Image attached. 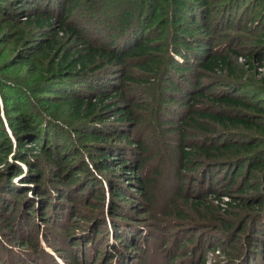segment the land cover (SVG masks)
I'll return each instance as SVG.
<instances>
[{
	"label": "rangeland",
	"instance_id": "1",
	"mask_svg": "<svg viewBox=\"0 0 264 264\" xmlns=\"http://www.w3.org/2000/svg\"><path fill=\"white\" fill-rule=\"evenodd\" d=\"M11 1V9L25 7L26 10H29L34 6V4L31 3H20L19 1L22 0ZM121 1H127V3L129 1L131 4L128 6H130L132 11V24L131 26L125 25L126 32L130 33V35L137 33L135 37H140L141 39L144 37L143 41L145 40L146 43L151 42L152 48H159L160 50H153V58L155 61H157V59H162L163 63L160 64L159 74L157 75L150 74L147 71L143 74V70L141 71L140 68H137L140 64L143 65L145 63L143 59L142 61L138 60L128 63L126 66L127 71L123 70L130 78H134L135 82L125 84L126 87L122 91L126 92L127 99L120 101V103L122 104L121 106L132 109L137 118L134 123L137 124L129 125V127L125 129V132L128 133L132 141L130 145L123 143L121 144L122 147L118 146L116 141L114 143V140L112 143L108 141L109 143L106 145H112V148H109L110 150H115L117 146L119 148H116V152L112 154L106 152V154L108 153V155L111 156H108L109 160L106 162L107 166L108 164L109 166L106 168L104 166V169H101V165H99V167L97 165L101 157L96 152V149L103 144L100 142L94 143L89 140L84 141L80 135H78H84V131L88 129L101 130L103 126L96 127L93 125L95 122L88 123V119L86 118L74 119L72 118L74 115L65 108H62L61 115H59L61 120L56 122L57 127L54 126V122L50 121L46 116H54L52 105L61 104L57 103V99L52 98V95L59 96L61 94L47 93L46 91L52 90L55 86H51L48 89L42 88L41 85L33 81L34 76L27 74L26 68L23 67L22 64L17 63L14 66L6 68L7 63L15 54L16 47L18 48V46L23 43V40H21L20 44H17L18 36L23 33L24 39L30 38L33 37L36 31L35 28L23 21V17L20 18V20H22V22H19L20 28L17 30L7 29L4 21L12 22L17 17L16 14L18 13L4 15L1 10L6 11V8L4 4L0 2L1 74L4 78L6 77L5 81L8 80L15 84L22 83L24 92L28 93L20 96L18 98L19 101L16 102L13 99V94H20H16L17 92L14 91L13 88H6L7 82H5V88L3 87L0 92V109L2 108L1 97H5L7 109L11 112L10 117L13 121L18 117L24 116L25 122H31L35 130H37V127L38 130H42L41 133L47 145V150L57 151V153L60 152L61 155L65 154L62 159H58V156L55 155L58 168L55 165L52 167L47 157L43 155L38 156V153H36L37 150L35 152L31 150L28 151L26 159H28V163L30 164L25 162L21 164L16 160V157L12 155L11 158H8L9 163H15V165L18 166L21 175L17 174V177H13L10 184H0V264H64L54 253V249L71 263L73 259L70 256L77 255L78 261L82 260V262L86 264H98L102 255L106 253V255H111L113 258L108 261L106 260L104 264H112L117 260L115 258L119 255V253L116 254V251L119 252L120 248H124V246H121L120 242L116 243L113 239H110L111 235H108V232H106L107 226L101 224V222L104 223L102 220L103 217H101L102 214L105 222L108 219L109 221L122 225V228L116 227V229H120L121 234L122 231L125 230V232H123L124 238L128 239L130 234L133 236L132 233H134L137 246L131 250L127 248L129 254L131 253L132 256H141L142 245L145 246L146 256H142L141 264H191L190 261L195 262L196 258L191 260L188 253L189 250L195 247L198 238L203 240L205 245H213L221 242L220 247L223 250H220V252L216 249L214 252L208 250L205 257H200L201 260H205L206 264H235V261L232 262L233 255L229 250H231V248L236 249L237 244H240V247L243 245V234L239 235L238 241L233 243L231 239L226 236L227 232L223 229V225L229 223L238 225L239 221H243L249 217L248 213L245 215H236L235 217L231 216V214L237 213V208L235 207L242 201V198H248L249 195L255 193V191H250L247 194L239 192V188L245 184L243 180L246 178L249 179L251 183H258L257 175L252 173L251 175L246 174L247 176L243 178L242 176L239 177L236 179L237 186H233L231 190H229L226 187V183L229 182V174L223 175L226 172L228 173V169H220L221 171L218 175L212 177L209 176V173L214 174L219 167L215 166V164L207 165L205 163L206 161H208L207 163L212 162L207 158H195L193 163L195 166L188 168L189 170H185L184 173L182 172L184 180L180 186L181 189L183 188V194H186L187 197L192 200L197 199L196 201H199V199L207 197L206 201L208 203L205 202V205L209 204L211 201L210 206H212L213 211L217 212L219 220L203 219L196 212V210H199L198 208L185 205L182 199H180V196H178L179 192L175 187L178 181L175 178L180 166L175 162L173 153L178 146H182L184 151H189L188 153H191L195 146H205L210 143V141L214 140L213 138L215 137L209 136L210 134L205 133V130L191 129L184 126V123L181 125V123L185 122L187 119L188 108L191 105V101L189 102L188 96L186 95L188 89L189 91L192 89L193 93H195L201 88L210 85V87H213L212 91L216 94L227 93L237 96L246 95L248 101H255V103H259L260 107L264 109V82L261 81L264 79V57L261 61L262 64H255L254 72L248 71L244 78L238 79L240 75L238 76L237 74H223L221 72L215 74L205 73L201 70L199 59H196L197 63H195L191 60V55L185 53V51L189 49L194 51V49L198 48V45L202 48L203 39L211 41L215 51L221 54H224L228 48H232L237 51H242L246 55L250 50L251 52L254 51L253 43H255V46L258 48V52L261 48L264 49L262 44H256L257 38L263 30L262 25L264 24V20L261 18L264 16V0L244 1V3L247 4L244 8L245 15H240L242 9L237 13L238 15H235L234 5H236L237 0H208L211 2L209 5L211 11L209 10L207 12L204 10L203 14L204 16L207 14V19L205 21L209 29V34L195 32L194 27H188L191 25L190 16L188 17V10L191 6L196 7L194 4H196L197 1L195 0H183L184 5L180 6L179 9L174 7L172 0L166 3L164 0H155L159 7H155L152 13L149 11L151 17L149 16L150 18L146 21L142 20L139 13H137L139 0ZM80 3V6L76 5L75 8L73 7L74 10H72L73 12L68 19L69 23L75 24L74 26L77 25L80 29L85 30V28L89 26L88 24L83 26L81 22L87 17H91V20L87 21L93 23L90 27L97 26L106 29L109 27L111 29L117 26V16L114 17V5L117 6L118 1L112 2L111 8L101 7L99 9L100 6H96V8L99 9L97 10L98 12L93 10L92 4L88 3V0H82ZM49 4H52V2ZM39 5L40 10L46 8L44 4ZM162 5H164V7L161 9L160 7H162ZM37 7L39 8L38 4ZM64 7L69 8L70 5L65 3ZM231 8L232 15L234 13L235 17L230 20L229 24H233V27L219 28L217 24L218 20H221L223 25H226V22H224L225 20L221 19L222 13H225L226 18L227 10H231ZM46 9L49 10L52 8L51 6H47ZM176 12L181 17L175 15ZM239 17H246L247 22L239 21ZM249 18L251 19L248 20ZM139 20L141 23L138 26ZM177 22H183L186 31L190 33L194 31L192 37L189 36V34L182 36L183 32H181L180 25H177ZM174 24L176 25L174 26ZM137 26L138 29L135 28ZM183 43L188 44V47H183ZM175 51L184 53L188 56V60H185L187 64L177 65L180 69H176L175 66H172V63L165 64L164 62L166 55L171 57L174 62H182L183 60H181L180 57L175 56ZM262 52H264V50H262ZM237 63L243 65L245 63L244 57L238 58ZM155 65L158 67L157 64ZM155 65L152 67L155 68ZM169 82H172L173 86H170ZM191 82H193V85H191ZM240 86L247 87L241 89ZM69 88H71L73 92H83L81 89L75 88V86L69 85L68 83L56 89L68 90ZM83 89L85 90V88ZM252 90H254L253 94L249 92ZM256 90L258 94L254 95ZM29 97L31 99H29ZM115 101H117V99ZM14 103H17V105L21 107H26L27 109L23 110L22 113L16 114L15 108H12ZM194 108L198 111L206 112L216 110L215 106H212L208 102H199ZM243 113L248 114L250 116L249 119L253 123L258 124L260 127H264V117H255L253 112L250 111H244ZM0 117L4 124L7 125L4 114L1 113V111ZM63 119H65V122ZM114 124V120H109L103 125L105 128L109 129L111 127H117ZM211 129V132L214 133L215 131H219L218 134L221 133V135L225 132V130L219 126H212ZM260 133L261 132L258 130L251 133L246 132L240 140L252 141L253 144L256 145V150L264 151V135ZM238 135L242 134H236V136ZM24 138L27 139V141L26 139L24 141L26 142L24 144L25 150H28L30 147L35 148V146H33L32 137H22V139ZM254 138H259L260 141H253ZM13 141L14 144L15 140ZM218 141L222 142L223 140H217L216 142ZM136 143L141 144L140 150H138L140 153H138V157L133 160L131 154L133 153V149H137L134 145ZM104 150L107 149L104 148ZM130 150L131 154H129ZM64 151L65 153H63ZM141 151L144 153H141ZM129 155L132 157L131 159L124 158V156L129 157ZM261 156H264V154H261ZM67 158L71 159V166L70 162H67V164L63 162ZM80 158H83V160L89 164L92 176L81 171V175L76 178L78 179L76 181L81 182V184L77 182L78 186L73 187L72 191L70 189H65V191H63L67 197H71V200H65L64 195H62L63 198L61 199H59L58 196L57 198L51 197V192L46 190V186L47 188L51 187L52 190L56 189L58 182L54 181V170L58 169L60 176H66L67 171L70 173V171L73 172L74 170L75 172L79 170L75 168H79L80 165L78 163L79 161L73 159ZM143 158L146 159V165L142 171L143 178L154 180L155 182L151 185L154 195V200L152 201L149 200L147 194H144L142 187L138 186L139 182L134 180L135 172L129 174L130 172L126 170L130 169L125 167L123 170V168L117 165V163L123 160L127 161L126 165H130L139 159L143 160ZM72 160L74 161L73 163ZM94 165H96L97 168H95ZM34 167L41 169V173L44 172L43 174L46 178V180L44 179V188L41 189L40 194L36 193V186L27 180L28 178H32L34 172L40 174ZM242 167L244 168V166ZM7 168L9 167L0 165V175L3 177L2 180H4V176L9 177V175L7 176ZM133 169V171H137V168ZM203 172L204 174H202ZM25 173H29V175L25 177ZM240 173L242 174V172ZM60 180L63 181L64 185L67 183L66 179L63 180L60 177ZM86 183H89V187L92 188L93 186L94 190L98 192L95 194L92 193V195L88 197H86V193H82V196H80L81 193H79V190L82 189V184ZM109 184H112L113 187H110ZM208 187L210 190L217 191L218 193L227 192V195H220V200H216L211 194L206 196L204 193ZM117 191H120V197L115 196V194L118 193ZM102 193L104 194V202L98 198ZM109 198L111 199L108 201ZM107 202L110 203L109 210H111L110 207H118V214H113L115 217L111 218L109 211L108 214H106L107 211H105V208ZM227 204H232V208L228 210V212L231 213L230 215L223 213V211L229 208ZM49 205H51V207H49ZM70 205L74 206V208ZM175 205L179 207L174 208ZM76 206H79V209H77ZM69 208H71V211ZM73 209H76L77 212L73 211ZM219 210L221 212H219ZM178 212L181 213V216H179ZM205 214L206 212H204V215ZM157 224H160V226L159 230L156 232L155 228ZM61 225L63 227H61ZM255 227L259 234H257V236L253 235V237L259 241L264 231V219L262 215L257 218ZM97 231L99 233H97ZM86 233L91 234V236L88 234L86 235ZM144 233H146L145 236ZM155 233L158 235H155ZM25 235L29 238L27 237L28 239H24L23 236ZM81 235H86L87 240L91 238L94 240L96 239L95 243H97V245L94 250L95 254L91 252L92 249L89 248V243L84 244V242L82 243L83 238L79 239ZM115 236L116 230H114V239ZM158 236L160 238L157 240ZM32 243L38 245L39 248L31 245ZM227 247L229 250H226ZM246 248L248 252V247L246 246ZM35 249H43L44 255L39 256L35 254ZM47 253L53 257V260H49ZM67 255H69V257H67ZM90 258H92V261H89ZM131 261H133V259H128L127 262L132 264ZM117 262L118 260L116 263Z\"/></svg>",
	"mask_w": 264,
	"mask_h": 264
},
{
	"label": "trees",
	"instance_id": "2",
	"mask_svg": "<svg viewBox=\"0 0 264 264\" xmlns=\"http://www.w3.org/2000/svg\"><path fill=\"white\" fill-rule=\"evenodd\" d=\"M82 0H22L19 1L20 3H31L34 4L29 10H26L25 7H20V9H11L12 1L11 0H0L6 8V11H2V13L9 14L13 13L16 14V18L12 22H6V28L9 30H17L19 27V22H22L20 20L21 17L24 18V22H27L31 27L35 28V33L33 34V37L25 38L23 37V33L18 36L17 44L19 45L21 40H23V43L21 45H17L15 54L10 59V61L7 63L6 68H9L10 66H14L15 64L19 63L22 64L23 67L26 68L27 74H31L34 76L33 81L41 85L42 88L48 89L51 86L53 87L52 90L46 91L47 93H59L61 95L59 96H53L52 98L57 99V103L61 104H55L52 105V109L54 112V116L49 117L46 116L50 121L54 122L53 125H57V121H60L61 118L59 115H61L62 108H65L67 111L71 112L74 116L72 118L77 119H88L89 122H95L93 125L96 127H102L101 130L96 129H88L84 131V135H80L82 140L84 141H91L94 143H102L103 145L96 149V152L98 155H100V162L97 164L98 167L101 165V169H104L109 166H107L106 162L109 160L108 153L111 154L116 152V148H119L118 146H122L121 144H128L130 145V137L128 136V133L125 132V129L129 127V125H136L137 123H134L135 120H137L136 115L133 113L131 108H127L124 106H121L122 104L120 101H124L126 98V92H123L122 90L126 87L125 84H128L129 82L133 83L135 82L134 78H130V76L126 73H124L123 70L127 71L126 66L128 63H132L138 60H145V63L143 65L137 66V68H140L142 73L145 74L146 71L150 74L157 75L159 74V66L162 64V59L155 61L153 58V50L159 48H152L151 42H147L140 37H135L137 34L130 35V33L126 32V27L131 26L132 20H131V9L130 2H122L121 0H88V3L92 4L93 10L95 12H98L101 7H107L111 8L112 2L118 1L117 6L114 5L115 8V14L114 17L117 16V26L113 28L106 29L104 27H90L93 25L91 22H87L91 20V17H87L84 19V21L81 22V25L88 24L89 27H86L85 30L80 29L77 25L71 24L68 22V19L70 15L72 14L73 7L75 8L76 5L80 6ZM112 1V2H111ZM165 3L169 0H164ZM173 5L175 8L179 9L180 6H183V0H172ZM197 1L196 4H194L196 7L191 6V8L188 10V17L190 16L191 22L189 28L194 27L195 32H204V34H209V29L206 25V19L207 14L204 16L203 12L206 10L207 12L210 10L209 5L211 4L208 0H195ZM244 1L248 0H237V3L235 6V15H238L237 13L242 9L240 15L244 14V8L247 5L244 3ZM52 2V4H49ZM65 3L69 4V8H65ZM73 3V4H72ZM37 4L39 8L37 7ZM44 4V6L50 7L52 9H46L43 8L40 10V5ZM131 5V4H130ZM96 6H100L99 9L96 8ZM147 6V7H145ZM155 7H159L158 3L156 4L155 0H139L137 13H139L140 18L144 21L149 19L151 17V14H149V11L151 13L154 11ZM164 7H160L161 9ZM1 8V7H0ZM148 8V9H147ZM230 8V7H229ZM51 10V11H50ZM55 10V11H53ZM53 11V12H52ZM211 11V10H210ZM226 18L225 13H222L221 19L225 20L226 25H223L221 20H218L217 24L219 28H230L229 26L233 27V24H229L230 20L235 17L234 13L232 15V8L231 10H227ZM149 14V15H147ZM175 15L180 16L177 12ZM150 16V17H149ZM200 16V17H199ZM181 17V16H180ZM264 16H262V20ZM249 18L248 20H250ZM234 20V19H233ZM239 21L247 22V18L239 17ZM183 21V20H181ZM18 22V24H17ZM141 21L139 20L140 25ZM183 22H177V25H180V30L182 33V36L185 34H189V36L192 37V34H194V31L188 32L185 30V25H183ZM261 24V23H260ZM176 24H174L175 26ZM223 25V26H222ZM239 25V22H238ZM109 26V25H108ZM124 26V27H123ZM138 26L135 27L138 29ZM119 28V30H118ZM125 28V29H124ZM105 29V30H104ZM123 29V30H121ZM262 32L257 38L256 44L264 46V24L262 25ZM104 30V31H103ZM88 31V32H87ZM188 32V33H187ZM96 34V36H95ZM139 35V34H138ZM123 36V37H122ZM136 39V40H135ZM202 48L200 45H198L197 49L193 50H186L185 53H189L191 55V60L196 62V59H199V64L201 67V70H203L205 73L209 74H215L217 72H221L223 74H237L240 77L238 79H242L245 77L246 73L248 71L254 72L255 70V64L258 65L262 64L261 61L264 57V50L261 48L259 52L257 51V47L255 46V43H253L254 51L251 52V50L246 53H243L242 51H237L232 48H228L224 54L216 52L214 49V45L211 41L208 39H203ZM244 41V40H243ZM129 43V44H127ZM183 47H188V44H182ZM259 47V46H258ZM175 48V47H173ZM190 48V47H189ZM175 56L180 57L182 62H174L171 57L165 56L166 59H164L165 64L172 63V66H175L176 69H180L179 65L187 64L185 60H188V56L184 53H181L178 51H175ZM244 57L245 63L243 65H239L237 63L238 58ZM191 61V63H192ZM158 67H156V65ZM155 65V68L152 66ZM178 65V66H177ZM123 74V75H122ZM101 75V76H100ZM105 75V76H104ZM121 75V77H120ZM36 76V78H35ZM6 78V77H5ZM0 70V92L5 88V82H7L6 88H13L14 91H16L15 95L13 94L14 101L18 102L19 97L23 94H28L24 92V86L22 83H13L10 81H5V79ZM103 78V79H102ZM17 81V80H16ZM264 82V79L261 80ZM116 82V83H115ZM118 82V84H117ZM69 84L75 86V88L81 89L83 92H73L71 88L67 89H56L61 88L63 84ZM170 86H173L172 82H169ZM19 84V85H18ZM62 84V85H61ZM61 85V86H60ZM191 85H193V82H191ZM200 85V84H198ZM196 85V86H198ZM23 86V87H22ZM245 87V86H243ZM240 86L241 89H244ZM247 87V86H246ZM245 87V88H246ZM85 88V90L83 89ZM251 89V88H250ZM213 87L210 85L205 86L201 88L199 91L193 93V90L189 89L186 91V95L188 96L189 102L191 101V105L188 108V116L185 122H182L181 125L184 123V126L191 128V129H198V130H205V133L210 134L209 136L214 137L210 143L206 144L205 146H195L193 149V152L188 153L189 151H184L182 146H178L173 153V157L175 159V162L177 163L180 168H178L176 180L178 181L177 185L175 183V187L178 190V196H180V199L184 202L185 205H190L198 208L199 210H196L197 214L201 216V218L210 219V220H219V216H217V212L212 210V206H210L211 201L209 204L205 205L206 198L199 199V201L192 200L187 197L186 194H183V188L181 189L180 184H182L184 177L182 176V172L184 173L185 170L188 168H191L192 166H195L193 163L195 161V158L201 159L207 158L211 160L212 162L205 163L207 165L215 164V166L219 167V169L213 174L209 173V176H216L221 171L220 169L225 168V170L228 169L229 174V182L226 183L227 189L231 190L233 186L236 185V179L242 176V178L247 175H251L252 173H255L257 175V182L258 183H251L249 179H244L245 181L244 186L239 188V192L247 194L250 191H255L253 195H249L248 198H242V201L236 205L235 208H237V213H229L228 210L232 208V204H227L229 206L228 209L223 211V213H226L227 215L236 216V215H245L248 213L249 217L244 219L243 221H239L238 225H234L233 223L225 224L223 225V229L227 232L226 236L231 239V241L234 243L238 241L239 235L243 234L242 243L243 245L240 247V244L236 245V249L227 247L226 250H229L232 252L233 258L232 262L235 261V264H264V231L263 236L261 240L254 239L253 235L259 234L256 230V221L257 218L262 215L264 219V156H261V154H264V151L256 150V145L253 144L252 141H242L240 138L243 137V134L256 132L257 130L261 132V135H264V127H260L258 124L253 123L249 118L250 116L246 113H243L244 111L247 112H253L255 117L262 116L264 117V109L260 107L259 103H255V101H248L245 96H237L234 94H216L213 91ZM249 90V89H248ZM61 91V92H60ZM251 94H253L254 90L249 91ZM258 92L254 93V95H257ZM30 95V94H29ZM29 99H31L29 97ZM117 99V101H115ZM1 104L2 108L0 109L1 113L4 114V117L6 119L7 125L4 124L0 117V165H5L9 168L6 169L7 176H4V180H2V176L0 175V184H10V181L13 180V177H15L17 174L21 175L20 169L18 166L12 163H9L8 158H11L12 156L16 157V160L20 162L21 164L28 163V159H26L27 153L29 150L36 151L38 153V156H45L50 161V165L54 167V165L57 166V160L55 159V155L58 156V159H62L65 154L61 155L60 152L57 153V151H51L47 150V145L45 144L43 135L41 133L42 130H35L33 127V124L31 122H25V119L23 117H18L14 121L11 119V115L9 110L7 109L6 105V99L5 97H1ZM118 102V103H115ZM199 102H208L212 106H215V111L212 112H206V111H198L194 108L195 105H197ZM188 103V101H187ZM47 104V103H46ZM48 105V104H47ZM132 107V106H131ZM12 108H15L16 114L22 113L23 110L27 109L26 107H21L17 105V103H14ZM231 111V112H227ZM27 112V111H25ZM15 116V115H14ZM254 117V118H255ZM65 119H63L64 121ZM109 120H114L117 127H111L109 129L104 127V123L108 122ZM65 122V121H64ZM87 122V121H86ZM5 125V126H4ZM89 125V124H88ZM91 125V124H90ZM92 125V126H93ZM121 126V127H120ZM222 127L225 132L223 135L218 134L219 131H215L214 133L211 132V127ZM6 127V128H5ZM57 127V126H56ZM122 128V129H120ZM107 129V130H105ZM9 130V132H8ZM35 131V132H34ZM125 132V133H124ZM240 132V133H237ZM212 133V134H211ZM242 134L236 136V134ZM12 136V137H11ZM22 137H32V142L34 147L28 148V150L24 149V144L26 142L25 139H22ZM13 140H15V143L13 144ZM114 140V141H113ZM217 140H223L222 142H216ZM27 141V139H26ZM112 143V141L115 143H118L117 147H115V150H110L109 148H112V145H106ZM253 141H260L259 138H254ZM252 142V143H251ZM137 149L129 151V154L132 155V157H125L124 158H134L136 159L138 156V153H140L138 150H140L141 144L136 143L134 144ZM123 147V146H122ZM107 149V150H104ZM68 152V151H67ZM66 152V153H67ZM57 153V154H56ZM65 153V151L63 152ZM141 153H144L141 151ZM68 154V153H67ZM79 161V169L77 171L69 173L67 171L66 176L58 173V169L54 170L53 177L54 181L58 182L56 185V189L52 190V188H47L46 190L50 191V196L53 198L61 199L63 198L62 195H64L65 200H71V197H67L63 191L65 189L73 190V187H77L78 183L81 184V182H78L76 178L81 175V171L87 173L89 176H92L89 164H87L83 158L80 159H73ZM72 160V163L74 162ZM48 161V162H49ZM120 161V160H118ZM67 164V162H70L71 159H66L63 161ZM109 163V162H108ZM127 161L123 160L117 163L120 168L127 167L130 170H126L130 172L129 174L134 173L135 177L134 180L138 181V186L142 187V190L144 194L148 196L149 200H154L153 195V189L151 188L152 183L154 180L150 179H144L142 175V171L145 168L146 159L143 158L135 161V163L126 165ZM204 163V162H203ZM30 164V163H28ZM77 164V163H75ZM206 165V166H207ZM91 166V165H90ZM244 166V168L242 167ZM12 167V169H11ZM95 168L96 165H94ZM35 170L39 171L40 174H36L34 171V174L32 175V178H28L27 180L30 183H33L36 186V193L40 194V191L42 188H44V179L46 180L44 176V172L41 173V169H38V167H34ZM133 168H137V171H133ZM212 168V167H211ZM213 169V168H212ZM11 170V172H10ZM17 170V171H16ZM189 170V169H188ZM44 171V169H43ZM147 171V170H146ZM230 171V173H229ZM132 172V173H131ZM242 172V174L240 173ZM36 174V175H35ZM128 174V175H129ZM204 174V172L202 173ZM213 174V175H212ZM247 174V175H246ZM29 173H25L24 176L27 177ZM222 175V176H223ZM17 177V176H16ZM60 177L67 181V183L64 185L63 181L60 180ZM66 177V178H65ZM82 178V177H81ZM212 179V178H211ZM248 181V182H247ZM78 182V183H77ZM212 182V181H211ZM155 183V182H154ZM73 184V185H72ZM89 183L82 184V189L79 190V193H81L80 196H82V193H86V197L91 196L92 193L95 194L98 191H95L93 186L92 188L89 187ZM3 186V185H2ZM110 187H113L112 184H109ZM69 190V191H70ZM226 191V190H225ZM118 193L115 194V196H121L120 191H117ZM232 192V191H231ZM203 193V192H202ZM206 196L211 194L215 197L216 200H220V195L224 196L227 195V192L224 193H218L217 191L210 190L208 187L206 192L204 193ZM70 195V194H69ZM261 195V196H260ZM177 196V195H175ZM85 197V196H84ZM112 197V196H111ZM173 197V196H172ZM217 197V198H216ZM99 199L103 200L104 202V194L102 193L101 196L99 195ZM87 199V198H85ZM111 198L108 199V201ZM109 202L106 203L105 211L106 214H109L112 217H115L113 214L117 213L118 207H110L111 210H109ZM71 206V205H70ZM51 207V205H49ZM74 208V206H71ZM77 209H79V206H76ZM179 206L175 205L174 208H178ZM202 208V209H201ZM71 208H69L70 210ZM204 210V211H203ZM71 211V210H70ZM73 211L77 212L76 209H73ZM183 212V211H181ZM203 212V213H202ZM204 212L206 214L204 215ZM219 212H221L219 210ZM118 214V213H117ZM169 214V213H166ZM179 216H181V213L178 212ZM203 214V215H202ZM102 220L104 223L101 222V224H105L106 232L107 234L111 235L110 239H113L116 243L120 242L121 246H124L120 248V251L117 256V260H115L112 264H129L127 261L128 259H133L131 261L132 264H141L142 256L145 257L146 250L145 246L142 245V255H134L127 251L128 249H134L135 246H137V242H135V235L132 233L133 236H129L128 239L124 238V234L120 229H116V227L122 228V225L117 224L115 222L109 221L108 219L104 220L103 214L101 215ZM55 221V220H54ZM58 223V222H57ZM111 224V225H110ZM160 224H157L155 230L156 232L159 230ZM218 226V225H217ZM61 227H63L61 225ZM114 230H116V236L114 239ZM83 232V231H82ZM128 232V231H126ZM132 232V231H131ZM84 233V232H83ZM97 233H99L97 231ZM88 233H86L87 235ZM121 234V235H120ZM127 234V233H126ZM146 233H144L145 236ZM83 235V234H82ZM80 236L79 239H82V243L84 244L89 243L90 249L93 254H95L94 250L96 249L95 246L97 243H95L96 239H86L85 236ZM91 236V234H88ZM155 235H158L155 233ZM255 236V237H256ZM24 239H28V236H23ZM28 237V238H27ZM160 237L158 236L157 240ZM108 239V238H107ZM105 240V239H103ZM88 241V242H87ZM137 241V240H136ZM164 241V240H162ZM240 242V240H239ZM37 243V242H36ZM101 243V242H100ZM38 244V243H37ZM31 245L36 246V248H39L38 245L35 243H32ZM245 245V246H244ZM221 242L215 243L213 245H205L203 243V240L199 239L196 240V245L192 250H189L188 255L190 256V259H195V262L190 261L191 264H206L205 260H201L200 257L204 256L208 250L211 252H214L215 249L220 252L221 249ZM248 247V252L247 248ZM94 247V248H93ZM114 247V246H113ZM41 249V248H40ZM43 250V249H42ZM42 250L35 249V254L41 256L44 255ZM54 253L57 255V257L64 263V264H86L84 262L78 261L77 255L70 256L73 259V262H69L67 258L63 257L62 255L57 253V250L54 249ZM136 250V249H135ZM48 254V253H47ZM72 254V253H71ZM70 255V254H69ZM67 255V257H69ZM98 256V255H97ZM109 256V257H108ZM49 260H53V257L48 254L47 256ZM111 255H106L104 253L102 255V258L98 264H104L106 260L112 259ZM200 258V260H199ZM89 261H92V258H90Z\"/></svg>",
	"mask_w": 264,
	"mask_h": 264
}]
</instances>
